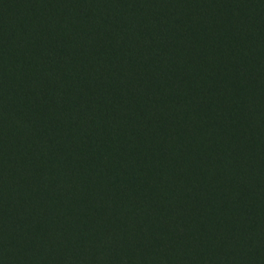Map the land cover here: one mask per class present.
Here are the masks:
<instances>
[{"label":"trees","instance_id":"trees-1","mask_svg":"<svg viewBox=\"0 0 264 264\" xmlns=\"http://www.w3.org/2000/svg\"><path fill=\"white\" fill-rule=\"evenodd\" d=\"M150 135L159 152H142ZM261 146L264 0H0V264H181L188 235L176 215L184 228L205 220L195 202L216 204L230 190L205 154L230 153L225 163L242 173L231 195L240 205L264 197ZM137 157L147 172L168 167L154 187L169 198L143 195L168 248L162 259L149 246V221L136 223L129 246L107 227L89 239L81 232L102 222L92 212L109 162L121 168ZM176 163L220 176L188 174L172 190ZM223 215L217 222H228Z\"/></svg>","mask_w":264,"mask_h":264},{"label":"rangeland","instance_id":"rangeland-1","mask_svg":"<svg viewBox=\"0 0 264 264\" xmlns=\"http://www.w3.org/2000/svg\"><path fill=\"white\" fill-rule=\"evenodd\" d=\"M195 118L199 120L200 114H195ZM207 127L208 130L209 128L212 129V127ZM232 135L238 142H243L245 139V136L238 130L234 131ZM200 136L202 137L203 135L200 134ZM173 137L176 138V135ZM149 138H151L149 143L143 145L142 152L144 153H146V150L147 152L150 150L153 152L156 149L157 151L159 150L156 144H154V147H151V141L154 142V139L151 135ZM175 141L178 140L175 139ZM262 142L263 140L261 139L258 141V144ZM261 147L264 148V146ZM229 154L218 147H213L212 152L209 150L203 159L209 165V168H212V165H218L222 170L221 172L226 173L231 182L230 190L226 191L224 188L221 193H216L218 197L216 204H211L209 200L205 199H199L195 202L197 215L206 213L207 218L205 220L199 218V221L191 224L188 223L184 228L182 227V218L176 215L178 217L179 227L188 235L187 238L183 237V243L178 246L179 248L177 250V259L180 260L178 262L181 264L182 258L190 262H194L195 258L205 259L207 264H210L214 256L218 257L221 264H238L236 263V259L238 260L240 257L250 264H262L261 262L264 256V197L258 201L251 195H247L243 202L244 204H233L231 197L232 191L238 187L240 183L239 177H241L242 173L236 171L234 168H228L225 161L226 156ZM181 165V163H176L173 166L172 170L175 173L171 176L173 178L171 184L172 190L179 191L183 184L189 181L187 180L188 174H191L192 179L195 181L202 177L210 179L217 176V174L220 176V173H214L213 171H208L205 175L198 169ZM145 168L146 164L139 157L131 159L126 166L121 168L116 163L109 162L108 172L104 171L105 175L101 177L102 179L100 178L101 184L98 187L99 194L97 196L98 204L93 207L92 212V219H101L102 222L98 226L96 224L93 225L92 230L83 226L81 232L86 239H89L93 238L92 234L96 236L98 235L97 232L107 227L110 230L111 237L120 238L123 244L129 246V239L136 237V223L138 221H149L147 228L149 246L157 248L159 250V256L162 259L168 248L164 246L162 238L160 236L158 238L154 233L156 224L152 220L153 216L150 217L149 206L144 201L143 195H150L154 200L159 201V203L162 201L165 202L169 198L167 196L168 193H162L154 187L159 184L163 188V184H165L162 180L164 176L163 171L165 169L167 171L168 167L162 161H159L154 172H147ZM142 169L147 172L146 175L142 173ZM224 173H221L222 177ZM261 173L264 179V169L259 171L260 175ZM126 179H129V182ZM236 185L237 187H235ZM127 187L130 188L129 191L126 189ZM107 190L110 191L109 194H107ZM207 193L213 195V192L210 190H207ZM240 209H246L244 214L246 218L240 217ZM89 212L90 210L87 206L79 210L80 216H84ZM220 212L224 214L223 216H226L228 222L224 220L222 222L218 220L217 222L216 219H219L222 215ZM130 214H133L134 217H130ZM212 224L216 225V227L212 228ZM215 228H217L215 231H217L218 236L213 238L212 235L214 234L213 230ZM165 240H168V238ZM196 243H201V247H196ZM196 248L200 250L195 252ZM133 249L127 250V252L130 250L128 256L132 254ZM134 251L136 252L133 254L141 258L136 259L139 263L147 262V259L139 251ZM67 252H70V247L67 248Z\"/></svg>","mask_w":264,"mask_h":264}]
</instances>
